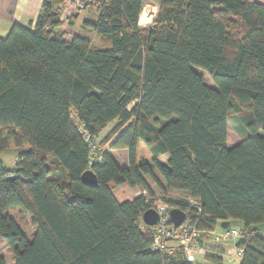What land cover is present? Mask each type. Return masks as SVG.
Returning <instances> with one entry per match:
<instances>
[{
  "label": "trees",
  "instance_id": "trees-1",
  "mask_svg": "<svg viewBox=\"0 0 264 264\" xmlns=\"http://www.w3.org/2000/svg\"><path fill=\"white\" fill-rule=\"evenodd\" d=\"M66 1L42 0L32 26L0 37V153L20 148L11 168L0 159V243L13 264H194L179 249H151L145 199L118 201L120 184L150 195L154 186L202 231L223 221L251 230L236 242L238 264H264L254 228L264 224V3L155 0L140 27L144 0H86L95 46L57 32ZM75 120L102 148L125 149L127 164L107 151L89 164ZM87 169L95 187L81 181ZM12 212L29 219L30 237Z\"/></svg>",
  "mask_w": 264,
  "mask_h": 264
},
{
  "label": "crops",
  "instance_id": "crops-1",
  "mask_svg": "<svg viewBox=\"0 0 264 264\" xmlns=\"http://www.w3.org/2000/svg\"><path fill=\"white\" fill-rule=\"evenodd\" d=\"M86 0H67L63 6V11L60 15V24L57 25L56 30L62 36L63 39L69 40L72 36L65 34L68 29L78 27L81 31L75 34L82 35L89 40L91 38H98L88 27L84 25L86 21H94L97 15V11L93 6L79 7L80 2ZM258 3H264V0H255ZM42 0H0V37H5L10 28L14 24L30 25L32 26L37 18ZM157 3L155 0H144L143 10L145 12L144 18L138 24L140 27H147L153 20L157 12ZM141 17V15H140ZM66 30V31H65ZM86 34V35H85ZM91 37V38H90ZM99 39V38H98ZM108 153L120 164H127V152L124 153V158L119 161L115 153L119 150L126 151L125 149H109L105 148ZM118 154V153H117ZM168 159L166 154L161 156V160L165 162ZM153 186V185H151ZM117 190L120 193H116L113 190V194L118 201L132 200L140 195L139 187H130L127 184L116 185ZM128 188V193L133 194L132 197L120 199L121 192ZM153 192H156V188L153 186ZM173 225V224H172ZM240 224L233 225V227H240ZM220 227H216L214 231H218ZM237 240H221L212 236L211 233L205 232L197 242V248L200 252L196 254L194 264H238L240 256L237 253ZM169 246L172 249V254L178 249L176 242H171ZM211 256H215L211 257Z\"/></svg>",
  "mask_w": 264,
  "mask_h": 264
},
{
  "label": "built area",
  "instance_id": "built-area-1",
  "mask_svg": "<svg viewBox=\"0 0 264 264\" xmlns=\"http://www.w3.org/2000/svg\"><path fill=\"white\" fill-rule=\"evenodd\" d=\"M79 7L84 6V2H80L78 4ZM63 11V7L58 9V12ZM79 132L82 134L83 140L88 144L90 151V161L89 164L99 162L102 158V153L104 147L102 148L97 140L91 139V137L87 134L82 124H78L77 120H75ZM141 196L145 199V205L148 208H152L157 212L158 220L157 222L150 226L153 231V241L151 245L152 250H156L159 252H164L167 254H172V249L169 246L171 242H176L178 245V249L181 251L184 258L187 261L194 263L196 259V254L200 252V249L197 248V242L199 238L205 233L197 228V226L192 223L190 220L186 219L182 222V224L178 227H174L172 223L170 224L169 218V207L163 201H157L154 197H152L145 189H142L140 193ZM186 202L188 204L189 209H193L197 213L200 212L201 207L200 203L193 198L187 197ZM217 239L221 240H231V239H247L252 231L243 227H231L225 228L218 231H208ZM237 253L241 257L243 254V248L237 246ZM235 264V262H232Z\"/></svg>",
  "mask_w": 264,
  "mask_h": 264
},
{
  "label": "rangeland",
  "instance_id": "rangeland-1",
  "mask_svg": "<svg viewBox=\"0 0 264 264\" xmlns=\"http://www.w3.org/2000/svg\"><path fill=\"white\" fill-rule=\"evenodd\" d=\"M68 30H69L68 32L65 30L66 31L65 34H67L68 37H69V35L72 36L74 33L81 31L78 27H73L72 29H68ZM90 41L95 46L101 44V42L98 38H91ZM197 71L204 76L205 82L208 85L213 86V82H212L211 78L208 76V74L205 71H203L201 69H197ZM132 105H133V103L131 105H129V108H131ZM238 123H239V120L236 119V117H230L228 122H227L226 144L228 146H232V145L236 144L237 142H239V140H240L239 132L236 130V128L234 126V124H238ZM110 126H112V125H110ZM109 127H107L106 130L101 134V136L99 137V140L105 136ZM105 148H106V146L104 147L103 150H106ZM19 150H20V148H11V149H8L6 151L1 152L0 153V159L3 161V164L9 168L14 166V163L17 159V153L19 152ZM125 152L126 151L119 150L117 152L118 154L115 153V155H116L117 159H119V161H121L125 157L124 156ZM113 190L116 191L117 194L120 193L117 190L116 186H113ZM139 191L141 193L142 189H140ZM121 193L122 194L119 195L120 199H122V198L125 199L127 197L133 196V194L128 193V188H125ZM151 196L154 197L157 201H162L161 195L159 194V192L157 190ZM12 214L16 217V220L21 225L22 230L27 234L28 237H30V234L32 233L33 228H32V225H31L29 219L27 217L24 219L19 218L16 212H12ZM254 228H256L257 232H259V233L264 232V224H257L254 226ZM221 229L222 228H220L219 230H221ZM0 252L4 255L6 264H13L12 254L7 252L6 244L0 243Z\"/></svg>",
  "mask_w": 264,
  "mask_h": 264
},
{
  "label": "water",
  "instance_id": "water-1",
  "mask_svg": "<svg viewBox=\"0 0 264 264\" xmlns=\"http://www.w3.org/2000/svg\"><path fill=\"white\" fill-rule=\"evenodd\" d=\"M81 181L85 185L90 187H95L97 185V177L91 169H87L81 174ZM168 214L170 221L174 227L180 226L182 222L186 219V213L179 208L169 209ZM157 220H158L157 212L152 208H148L142 213V222L147 226L154 225L157 222ZM228 225L229 222L223 221L221 222L220 227L222 229H225L228 227Z\"/></svg>",
  "mask_w": 264,
  "mask_h": 264
},
{
  "label": "clouds",
  "instance_id": "clouds-1",
  "mask_svg": "<svg viewBox=\"0 0 264 264\" xmlns=\"http://www.w3.org/2000/svg\"><path fill=\"white\" fill-rule=\"evenodd\" d=\"M221 228V227H220Z\"/></svg>",
  "mask_w": 264,
  "mask_h": 264
}]
</instances>
